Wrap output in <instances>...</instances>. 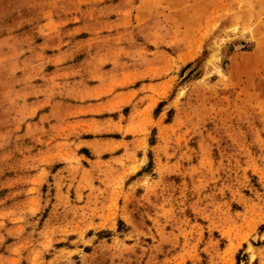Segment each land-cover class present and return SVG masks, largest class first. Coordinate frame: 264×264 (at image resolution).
Returning <instances> with one entry per match:
<instances>
[{
    "label": "rangeland",
    "instance_id": "rangeland-1",
    "mask_svg": "<svg viewBox=\"0 0 264 264\" xmlns=\"http://www.w3.org/2000/svg\"><path fill=\"white\" fill-rule=\"evenodd\" d=\"M0 264H264V0H0Z\"/></svg>",
    "mask_w": 264,
    "mask_h": 264
},
{
    "label": "crops",
    "instance_id": "crops-1",
    "mask_svg": "<svg viewBox=\"0 0 264 264\" xmlns=\"http://www.w3.org/2000/svg\"><path fill=\"white\" fill-rule=\"evenodd\" d=\"M226 3H227V2H226ZM216 7H217V6H216ZM222 7L225 9L224 11H226V12H227V11H230V8H229L226 4H224V6H222ZM222 7L219 6L218 9L215 8V9L212 11L213 14L210 15V20H212V23L215 24L216 22H220V20H217V19H218V18H217L218 15L216 14V16H214V13H215V12H216V13L219 12V11H220V8H222ZM193 50H194L193 48H191V49L189 48V49L183 51L182 54H188V55H189V54H191V52H192ZM180 55H181V54H180Z\"/></svg>",
    "mask_w": 264,
    "mask_h": 264
}]
</instances>
